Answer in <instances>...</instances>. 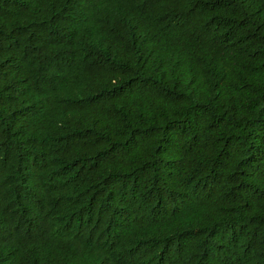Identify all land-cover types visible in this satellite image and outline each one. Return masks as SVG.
Returning <instances> with one entry per match:
<instances>
[{
    "label": "trees",
    "instance_id": "1",
    "mask_svg": "<svg viewBox=\"0 0 264 264\" xmlns=\"http://www.w3.org/2000/svg\"><path fill=\"white\" fill-rule=\"evenodd\" d=\"M0 264H264V0H0Z\"/></svg>",
    "mask_w": 264,
    "mask_h": 264
}]
</instances>
